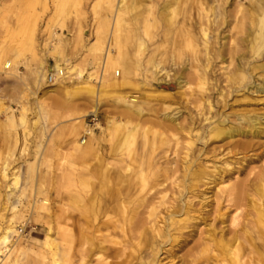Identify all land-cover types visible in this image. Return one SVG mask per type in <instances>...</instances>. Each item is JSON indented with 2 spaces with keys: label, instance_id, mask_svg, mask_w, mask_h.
<instances>
[{
  "label": "rangeland",
  "instance_id": "374dc122",
  "mask_svg": "<svg viewBox=\"0 0 264 264\" xmlns=\"http://www.w3.org/2000/svg\"><path fill=\"white\" fill-rule=\"evenodd\" d=\"M200 2H204V6L207 5L206 10L210 7L215 8L207 32L214 51L218 48L217 39H221L219 40L221 44L224 43V48L221 50L226 60L222 66H226L228 52L232 53L238 48L240 45L238 41L244 36V26L241 23L243 11L236 15L235 21L233 18H227L226 24L225 19H221L222 14H218L219 10L217 13V6L222 4L223 0H200ZM115 3L116 0H0V101H3L15 116L14 125L11 126L6 123L5 115L0 113V214H3L0 218V231L6 226V220L11 217V208L15 206V210L20 214L17 225L21 228L20 243L17 245V248L21 249L18 264L51 262L48 250L43 245L47 223L54 228L51 238H55L58 259L62 264L59 252L62 244L56 239L55 234L59 233L58 228L62 226V218L66 216L63 207L67 193L76 189L75 186H71V181L76 179L78 182L80 179L92 183L88 186L87 195L82 193L84 199L76 208L69 211L71 218L82 226H86V222L99 225L105 221V216L98 211L95 202L102 200L107 194L102 182L107 178H113L116 169L120 167L121 170L128 164L132 166L127 176L131 188L123 192L128 194L130 200L144 195L147 201L158 203L161 194L166 193V197L162 200L164 203L172 196L178 204L188 200L192 207L206 218V225L212 224L216 212H219L223 216L214 223L216 228L224 227L226 232L237 229L229 228L228 217L232 213L224 206H217L216 187L209 183V180H203L193 195L183 196H178L176 188H170L169 181L170 178L174 179L179 175L181 162L178 156L179 150L174 147V124H180L178 127H189V118L195 120L197 124L199 119L196 115L199 117L201 114L208 115V108L203 101L209 95V98L215 102L218 98L219 86L224 84V82L219 84L217 81L222 79L218 70L221 66L218 63L220 58H210L211 64L209 63L207 69L210 73L208 82L199 88L195 77L200 71L196 74V69L190 65L188 57L184 66L174 65V36L184 25V17L188 16L184 10L185 1H180L175 22L174 0H135L133 10L127 6L125 10L114 14ZM237 4L245 8L248 6V1L228 0V4L223 3L227 12L230 11V17L234 15ZM191 17L196 19V12L191 11ZM87 31L89 37L85 33ZM31 34H33V47L37 57H32L28 47L26 48ZM100 37L103 38L104 45L108 38H111L112 47L115 38L120 39L123 51L134 61L135 72L130 77V84L120 86L106 96L101 95L100 98L98 96L95 102V95L83 87V82L89 77L97 79L100 76V70L97 69L98 58L92 57L87 52L90 42ZM138 43L144 46L141 52H138ZM50 46L57 47L60 55L57 51L50 50ZM197 48L201 50L200 41ZM116 53L113 48V56ZM198 59L200 66L207 63L203 51L200 52ZM5 60L11 63L9 69L2 67ZM58 62H63L66 68L60 75L53 72L55 81L48 84L46 79L42 78L43 75L44 77L48 75L46 67H53ZM79 71H83L81 78L77 77ZM174 74H181L183 78L182 88L179 90L174 84ZM166 75L167 81L162 80ZM258 75L259 78L255 76L251 80L249 92L255 91L256 87L264 88V72ZM120 76L121 72L119 76L114 75L113 69L103 75L113 82H117ZM96 82L91 83L95 90L98 85ZM48 89H54L53 95L46 94ZM240 94L242 91L238 93ZM122 95L128 100H134V104L143 109V115L127 121L116 104L118 96ZM250 96L252 99L247 102L242 100L241 96L236 98L230 96L227 100L233 106L225 112L238 114L253 110L257 114H263L264 91H256ZM53 99H57L58 102L55 104ZM234 99L237 101L234 102ZM198 103L202 108L200 115ZM22 108L25 120L23 124L18 121ZM91 113L98 116L102 128L105 127L108 118H113L122 125L126 122L132 125L138 124L140 129L146 130V135L138 136L133 149L128 152L113 135L96 128L94 133L97 143L92 154L84 159L71 158L68 156L69 147L65 138L71 124L65 120L86 114L84 119L88 124V116ZM124 132L126 129L121 130V135ZM192 134L195 138L198 133ZM201 143L199 140L194 146V157L203 160L210 171L214 167L228 168L229 164L233 165L243 156L240 153L236 154L228 140H215L203 147ZM253 145L254 151L248 154L256 153L259 156V161L249 165L255 168L254 172L247 176L249 167L239 169V166L233 165L235 169L241 171L240 174L236 173L237 175L234 173L233 179L235 176H238L237 180L245 177L252 179L258 171L257 168L263 167V137L254 139ZM140 176L144 180L143 183L139 180ZM15 179L18 180L16 185ZM77 188L80 189L79 185ZM40 200H46V205L44 209H40L41 218L34 223L36 218L33 209ZM166 208V204L159 208L160 214L156 221L164 216ZM109 214L113 216L111 211ZM145 217L146 214H143L142 218ZM163 222L158 225L163 226ZM88 228L92 231V227ZM199 228L203 230L207 226L201 225ZM187 232L188 230H185V233ZM103 233L102 230L101 234ZM198 234L199 229L194 236L186 234L185 241L174 246L167 254L164 250L170 246H165L159 254L161 262L157 264H228L230 262L226 254L230 245L222 250L217 248V251H221L216 255L213 254L214 256H207L204 260H193V255H188V252L199 242ZM134 236L131 235V238L133 239ZM87 242L88 245L85 247L87 251L92 246L87 264H98L95 260L96 247L105 244H100L99 237L94 240L88 238ZM76 247L78 248V245ZM241 257L243 261L251 264H264V254L252 255L246 251ZM108 259L114 261L110 255ZM72 260L73 264L79 262L76 256Z\"/></svg>",
  "mask_w": 264,
  "mask_h": 264
},
{
  "label": "bare ground",
  "instance_id": "6f19581e",
  "mask_svg": "<svg viewBox=\"0 0 264 264\" xmlns=\"http://www.w3.org/2000/svg\"><path fill=\"white\" fill-rule=\"evenodd\" d=\"M134 1L116 0L114 14L125 10L127 6L133 10ZM180 1H185L184 10L188 16L184 17V25L179 29L178 34L174 36V65L180 66L181 64L184 66L188 57L190 65L196 69V74L197 71H200V74H197L195 78L198 81L197 86L201 88L208 82L207 79H209L208 75L210 73L207 69L209 68V63L211 64V59L218 57L220 58L218 63L221 65L218 70L222 79L217 81H219V84L222 82L224 84L219 86L218 98L215 102L209 98V95L203 101V104H206L208 108L207 114L209 116L201 114V117H199L196 115L199 119L197 124L195 120L189 118V127H178L180 124H174V147L179 150L178 156L181 162L179 175L169 180L170 188H176L178 196L193 195L203 180H209V183L214 184L216 187L215 202L217 206H224L227 211L232 213L228 217L229 228L234 227L237 229L226 232L224 227L216 228L214 223H217V220H221L220 217L223 216L219 212H216L212 219V224L206 225V218L198 210L194 209L188 200L183 204H178L172 196L164 203L162 200L166 197V193L161 194L158 203L147 201L144 195L136 197L135 200H130L128 194L123 192L131 188L127 176L132 170V166L128 164L122 167L121 170L119 169L120 167L116 169L113 178H107L102 182L107 194L102 200L95 202L98 211H100L102 216H105V221L99 225L86 222L87 225L82 226L71 218L69 211L72 208H76L77 204L84 199L82 193L86 194L88 186L92 184L88 180L79 179L77 182L74 179L71 181V186H75L78 189L79 185L80 189L72 190V192L68 191L67 200L63 207L66 216L62 218V226L58 228L59 233L55 234L56 239H59L62 244L61 251H59L62 264H73L72 259L74 256L79 259L78 264H87V259H89V255L92 252V246L88 248V251L85 249L86 245H88L87 240L88 238L94 240L97 237L101 238L100 244H105V246L96 247L95 260L98 264H157L161 262L159 254L165 246H170L164 250V253L167 254L171 252L174 246L185 241L186 234L187 236H194L197 229H199V242L195 244L194 249L188 252V255H193V260H204L207 256L216 255L226 248L227 245H230L229 250H226V254L231 264H251L242 260L241 256L246 251L252 255L264 254V162L263 167L257 168L258 171L253 175L252 179L245 177L242 180H237L238 176L233 179L234 173L240 174L241 172L235 169L233 165L242 169L249 167L254 161H259L258 154L248 153L254 151V139L261 137L264 139V113L257 114L253 110L238 114L231 111L225 112L233 106L227 100L230 96L232 98L241 96V99L247 102L252 99L251 94L256 91H264V88L256 87L255 91L249 92L251 80L255 76L259 78L260 75L257 76V74L264 72V0H247L248 6L245 8L237 4L232 17H230V11L227 12L223 7V3L228 4V0H223L222 4H218L217 13L219 10L218 14H222L221 19H225L226 24L227 18H233L235 21L236 15L243 11L241 23L244 26V36L238 41L240 47L238 46L232 53L228 52L226 66H222L226 60L221 50L224 48V43L221 44L219 41L221 39L216 38L218 48L214 51L212 41H209V33L207 32L212 22L210 17L214 15L215 8L210 7L206 10L207 5L204 6V2H200V0H174V22ZM191 11L196 12V19L191 17ZM85 33L89 37L88 31ZM32 37L33 34L28 39L26 48L28 47L32 57H37ZM199 41L201 42V50L197 48ZM111 43L112 39L108 38L106 45H104V40L100 37L97 40H92L87 48V52L92 57L98 58L99 61L97 69L100 70V76L97 79L96 77H89L86 82H83V87L89 93L95 95V102L98 96L99 98L101 95L106 96L120 86L130 84V77L135 72L134 61L123 51L121 40L116 37L115 41H113V47ZM113 48L117 52L115 55L116 59L113 56ZM137 49L138 52H141L144 46L138 43ZM50 50L56 52L57 47L50 46ZM201 51H203L204 56H206L205 60H207V63L203 66L198 64V56ZM57 54L60 55L58 51ZM41 61L44 63L42 58ZM230 65H232L231 68ZM2 67L9 69L11 67L10 61L5 60L2 63ZM65 68L63 62H58L53 67H46V72L48 74L57 72L60 75ZM112 69L114 75L117 74L119 76L121 72L117 82L103 77L104 74ZM82 75L83 71L77 72V77L81 78ZM42 78L46 79L44 75ZM182 79L181 74H174V84L178 90L182 88ZM247 79H249L248 82ZM162 80L167 81V75ZM92 82L98 83L96 90L91 84ZM47 86L50 87V85ZM240 91H242V94L238 95ZM53 93L54 89L46 90L48 96L53 95ZM98 100L100 101V99ZM236 101L234 99V102ZM53 102L56 104L58 100L53 99ZM116 104L120 108L121 115L127 121L143 115V109L137 107L134 104V100H128L124 95L118 96ZM197 107L200 115L201 104L198 103ZM23 111L22 108L18 118L21 124L25 123ZM93 111H96V107ZM0 113L5 115L8 125H14L15 116L13 111L8 106H5L3 101H0ZM85 116L86 114L72 118L67 117L68 119L65 120L71 124L65 136L69 147L68 156L71 158L84 159L90 156L94 150V145L97 143L94 131L92 128H88L85 123ZM131 125L129 122L122 125L120 121L108 118L105 121L104 128H102L100 123L95 126L97 129L107 132L108 135H113L130 152L137 137L146 135V130L140 129L138 124ZM124 129H126V132L121 135V130L123 131ZM193 132L198 133L195 138V135L192 134ZM80 133L85 134L87 139L82 141V136L79 138ZM199 140L202 142V147L208 142H214L215 140H228L236 154L240 153L243 156L240 159L238 158L233 165L232 163L229 164L228 168L220 169L214 167L210 171L203 160H197V157H194V146ZM254 170V167H249L247 176L252 174ZM139 180L142 183L144 181L141 176ZM17 181L15 179V185ZM165 204L167 205L166 213L159 221H156L160 214L159 208ZM45 205L46 200H40L36 205L37 207L35 206L33 209V215L36 218L34 223H37L41 218L40 209H44ZM110 211L113 216H110ZM143 214H146L145 218H142ZM19 215V212L15 210V206H13L11 208V217L6 220V226L0 231V264H18V257L21 255V249L17 248L20 243L19 233H21V228L17 225ZM2 217L3 214H0V218ZM160 222H163L161 227L158 225ZM145 223L146 226H144ZM46 225L43 245L50 256L51 262L49 264H61L58 259V248L55 244V238H51L54 228L49 223ZM201 225L207 226V228L200 230L199 227ZM88 227H92V231H89ZM102 230L103 234H101ZM185 230H188V232L185 233ZM148 232L150 235H148ZM131 235H135L133 239ZM128 239L133 242L131 240L128 241ZM53 244L55 245L52 246ZM76 245H78V248ZM217 248L221 250L217 251ZM109 255L114 259L113 262L109 261Z\"/></svg>",
  "mask_w": 264,
  "mask_h": 264
},
{
  "label": "built area",
  "instance_id": "2783aa9c",
  "mask_svg": "<svg viewBox=\"0 0 264 264\" xmlns=\"http://www.w3.org/2000/svg\"><path fill=\"white\" fill-rule=\"evenodd\" d=\"M55 81V74L52 72V73H49L46 77V82L48 84H52L53 82ZM89 119H88V128H92V130L94 131L96 129V124L97 123H100L99 120H98V116L95 114V113H91L89 116ZM86 139V135H82V141H84Z\"/></svg>",
  "mask_w": 264,
  "mask_h": 264
}]
</instances>
